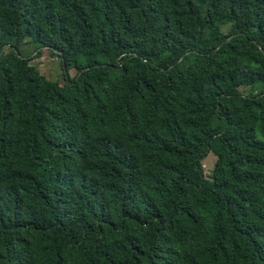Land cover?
<instances>
[{"label":"trees","instance_id":"obj_1","mask_svg":"<svg viewBox=\"0 0 264 264\" xmlns=\"http://www.w3.org/2000/svg\"><path fill=\"white\" fill-rule=\"evenodd\" d=\"M6 44L0 264H264V0H0Z\"/></svg>","mask_w":264,"mask_h":264},{"label":"rangeland","instance_id":"obj_2","mask_svg":"<svg viewBox=\"0 0 264 264\" xmlns=\"http://www.w3.org/2000/svg\"><path fill=\"white\" fill-rule=\"evenodd\" d=\"M19 50L23 54V56L34 57V54L36 53L38 48L35 49L34 42L30 38H26L25 41L19 46ZM30 64L36 66L40 73L44 74L47 78L51 80H59L60 83H62V68L60 65V61L56 56H51L49 54L41 55L39 57L32 58L30 60ZM74 73V70H69L70 75H73ZM240 90L244 94L249 92L248 87H241ZM214 161V153L209 152L203 160L204 171L206 174L211 171Z\"/></svg>","mask_w":264,"mask_h":264},{"label":"water","instance_id":"obj_3","mask_svg":"<svg viewBox=\"0 0 264 264\" xmlns=\"http://www.w3.org/2000/svg\"><path fill=\"white\" fill-rule=\"evenodd\" d=\"M7 45H8V44L4 45L3 48L1 49V51H0V56H1V54L3 53L4 49L7 47ZM15 51H16V53H17L18 55H20V54L18 53L17 50H15ZM65 71H66V70H65Z\"/></svg>","mask_w":264,"mask_h":264}]
</instances>
